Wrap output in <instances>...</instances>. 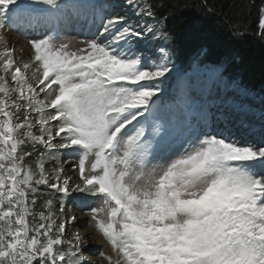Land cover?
Masks as SVG:
<instances>
[{"label":"snow or ice","instance_id":"obj_1","mask_svg":"<svg viewBox=\"0 0 264 264\" xmlns=\"http://www.w3.org/2000/svg\"><path fill=\"white\" fill-rule=\"evenodd\" d=\"M160 7L0 0V30L32 36L27 59L0 37V264H88L73 193L108 264H264V126L241 143L207 113L165 115L160 85L178 70ZM81 21L83 47L55 42Z\"/></svg>","mask_w":264,"mask_h":264},{"label":"trees","instance_id":"obj_2","mask_svg":"<svg viewBox=\"0 0 264 264\" xmlns=\"http://www.w3.org/2000/svg\"><path fill=\"white\" fill-rule=\"evenodd\" d=\"M64 2V1H63ZM126 0L102 3L125 4ZM166 16L165 27L175 37L176 69L161 84L191 90L194 74L215 66L226 86H236L240 96L258 98L253 107L264 108V40L257 35L260 7L264 0H155ZM69 5H90L89 0H69ZM130 14V13H129ZM135 21L136 17H132ZM202 50H206L200 55ZM221 88L213 87V97ZM160 97L161 93L159 94ZM160 99L159 103H162ZM59 194L53 199L57 201ZM70 233V230L68 228Z\"/></svg>","mask_w":264,"mask_h":264},{"label":"rangeland","instance_id":"obj_3","mask_svg":"<svg viewBox=\"0 0 264 264\" xmlns=\"http://www.w3.org/2000/svg\"><path fill=\"white\" fill-rule=\"evenodd\" d=\"M82 21L81 22H73L68 24L60 33L58 37H54L55 42L57 44L59 43H70V50H75L78 47H83V44L81 42L86 41L89 39V32L87 27H82ZM0 37H2L4 40L8 42L10 46H14L16 49V56L17 57H23L24 59H27L30 55V45L29 40L32 38L31 35H22L20 32L14 30V29H3L0 30ZM22 50V51H21ZM197 82L201 86L202 90L204 87H206V84L210 80V78L205 74L203 71H200L197 74ZM178 93V91L176 90ZM179 101L183 100V96H179ZM223 108V107H222ZM217 107L216 111H209L207 113L208 115V130L209 131H215L217 133H223L224 135H229L230 130L233 128V130H238L241 126L238 124L235 126V121L230 122L229 120L225 122L224 120V114H219L218 109H222ZM238 108H242L241 105L238 106ZM211 112L214 113V115H211ZM219 116H222V120H217ZM196 118L192 120V123H196ZM203 126V125H202ZM239 132V131H238ZM234 138L241 143H243V140L237 137V135L234 136ZM195 139V137H193ZM61 160H68L70 163L74 162V157H64L61 156ZM57 166V161H49L46 164V167L49 169L54 168ZM66 171L69 172V174H72V169L68 167V165H65ZM63 194L58 195L57 203L54 205L58 211L59 209V198ZM64 203L66 205L67 214L68 215H76L78 223L80 221H86L84 224H76V222L69 226L70 233L73 232H79L81 236H83L87 240V246L83 249V254L88 262V264H108V261L104 258V256L101 255V253L109 254L111 255V248L110 246L105 243V241L101 238L98 232L95 231L94 227L90 224L89 217L85 214L88 212V208L85 207L83 211H81L82 206V194L80 193H73L69 198L64 200ZM88 203L92 206H96L99 202L97 201L95 204L93 203V198H88ZM86 249L89 250V252H86ZM91 253V254H89Z\"/></svg>","mask_w":264,"mask_h":264},{"label":"bare ground","instance_id":"obj_4","mask_svg":"<svg viewBox=\"0 0 264 264\" xmlns=\"http://www.w3.org/2000/svg\"><path fill=\"white\" fill-rule=\"evenodd\" d=\"M84 222H86V221H83V222H82V221H80L79 223H78V221H77V222H76V224L80 225V224H82V223L84 224ZM74 223H75V222H74ZM86 252L88 253V252H89V250H88V249H86ZM89 254H91V253H89Z\"/></svg>","mask_w":264,"mask_h":264}]
</instances>
